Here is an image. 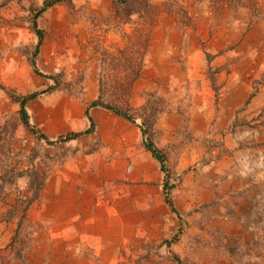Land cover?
<instances>
[{
	"label": "crops",
	"instance_id": "0c3cea01",
	"mask_svg": "<svg viewBox=\"0 0 264 264\" xmlns=\"http://www.w3.org/2000/svg\"><path fill=\"white\" fill-rule=\"evenodd\" d=\"M256 2L262 5V0ZM58 12H68L65 4L46 12L49 36L42 40L36 58L40 75L30 64V54L20 51V46L29 47L30 41L10 38L9 47L0 45V84L20 96L53 88L26 105L31 126L53 144L44 140L35 143L34 135L20 119V104L0 89V129L11 119L17 122L13 156L26 146L23 139H31L44 149H65L63 157L50 160L40 198L26 210L33 241L16 258L13 245L23 209L20 199L27 198L25 193L29 191L24 178L11 184L1 180L0 172V253L12 255L0 264H31L32 260L41 264L47 261L51 249L55 254V245H63L65 264H118L137 249L141 239L168 241L170 245L167 253L171 259L162 257L151 264H178L176 258L184 264H264L263 249L258 244L261 235L251 228H244L242 237L230 233L232 224L242 232V225L253 223L255 203L244 198L224 199L231 185H218V175L231 177L243 159L232 153L218 156L208 145L226 133L239 112L256 117L264 110V85L251 98L254 90L249 82L261 78L264 64L256 70H245L251 49L264 43V21L256 20L237 34L234 74L224 72L233 55L226 51L225 44L218 45L222 28L227 25L213 27L210 36L206 10L191 7L189 15L196 20L191 34L208 41L205 51L212 55L211 62L201 50V40H187L188 34L177 27H158L152 34L142 76L133 85L129 104L140 109L145 104L144 95L155 93L173 105L157 119L154 143L167 156L170 178L183 175L182 185L170 191L174 212L166 202L167 175L146 149L139 121L132 123L105 108L90 107L100 95V84L92 61L85 63L92 58L88 39L77 37L74 33L79 26L63 22ZM234 28L238 30L239 24ZM31 42L34 44L35 39ZM184 53L187 60L180 62L177 56ZM210 66L216 70L221 87L217 104L213 99L216 94L204 79ZM83 73V91L66 90ZM185 95L194 96L199 103L184 104ZM92 124L93 132L86 134ZM74 134L83 135L65 140ZM254 138L258 139L257 133ZM225 140H229L227 134ZM28 155H22V159ZM199 163L202 168L191 176L190 167ZM20 164V168H29L28 162ZM244 209H248L246 216L241 214ZM175 235H208L209 244L197 247L194 242L193 247L184 248L182 242L188 243V238L181 240L178 236L177 242ZM45 236L47 243L53 242L51 248L41 241ZM233 237L240 243L225 245ZM186 257L193 258L185 263Z\"/></svg>",
	"mask_w": 264,
	"mask_h": 264
},
{
	"label": "rangeland",
	"instance_id": "374dc122",
	"mask_svg": "<svg viewBox=\"0 0 264 264\" xmlns=\"http://www.w3.org/2000/svg\"><path fill=\"white\" fill-rule=\"evenodd\" d=\"M46 0H4L0 3V45L3 47L7 44L10 38H21V41H30L31 50L27 45L20 46V51L24 54H30V57H34L37 49H40V40L33 30V23L36 21L39 29L44 31L45 37L49 34L46 30V26H49L48 14L45 11L39 18L36 19V15L39 14L44 7ZM68 12H58L63 22H69L76 26H79V30L74 33L77 37L87 42V46L90 49L91 56L85 63L88 65L92 61L91 66L96 67V76L100 84V91L102 92L103 100L110 105H118V94L121 91V85H125L128 79L132 76L131 66H138L141 63L143 56V41L149 37L152 38V34L156 28L165 29L177 27L183 34L187 35L186 39L201 40V50L205 52L208 41L205 43L202 39H196V36H192L191 32L195 29L196 20L189 15V9L191 7L206 10L210 15V36L214 34L213 27L218 25H227L226 28H222V32L219 36L220 42L218 45L225 44L227 46L226 51H230L233 55L231 65L224 67L227 73L234 74L237 72L234 69L236 59L235 55L238 52H234L235 44L237 42V34L243 33L249 25H252L256 20L264 21V0L260 6L256 0H130L129 3L118 4L111 0H73V6L65 4ZM149 6H152L149 8ZM133 13V14H132ZM131 15V16H130ZM156 21V25L152 31H149V25ZM206 23H209L207 21ZM236 30L234 25H238ZM45 26V27H44ZM207 26V25H205ZM216 31V30H215ZM32 39H35V43L32 44ZM140 44V45H139ZM31 51V53H30ZM248 54V53H247ZM212 56V55H211ZM248 69L256 70L259 64H264V43L256 48H252L250 54H248ZM180 62L187 60V53L177 56ZM30 58V59H32ZM207 58V56H206ZM208 60V59H207ZM183 64V63H182ZM86 65V66H87ZM214 69V68H213ZM85 73V72H84ZM84 73L66 87L71 93H81L83 91V79ZM216 70H206L204 79L207 86L214 91L213 84L215 82L217 91H214V104L219 102V90L221 87L218 84V77L216 76ZM214 82H212V80ZM199 82H201L199 80ZM237 82V81H236ZM250 87L256 92V80L250 79ZM58 84V83H57ZM59 86V85H58ZM256 90V91H255ZM253 92V93H254ZM157 98H150L148 108L144 111L138 112L137 120L140 126L143 124L144 119L153 121L154 118L159 115L158 109L171 110L173 105L164 97L156 94ZM253 96H251L252 98ZM144 100L145 95H144ZM249 102V101H248ZM184 104L199 103L192 95H185ZM151 107H155L156 110L152 111ZM246 111V110H245ZM239 112L236 116L234 124L228 129L226 133L219 135L216 140H211L208 144L218 152V156L224 154H230L239 156L242 158V164L240 168L242 174L238 172L230 176L218 175V185H231L230 190H227V200H239L244 198L247 201L255 203L253 208L254 218L253 223L248 225H242L243 231L236 230L238 227L232 224L230 233L232 235H245L244 231L247 228H251L256 232L259 237V247L263 249L264 254V110L253 117L249 112ZM241 113V114H240ZM158 117V116H157ZM15 125L17 122L13 119L8 122L7 130L0 133V172L1 176H11L13 172L14 176L18 178L20 172H25L24 179L27 181V189L29 194L25 193L27 198L20 199L23 207L21 212V221L19 224V231L17 235H14V253L13 257L21 256L24 251L32 244V224L28 223L27 219V206L29 201L33 199L34 195L38 191L40 184L45 180L49 169L51 167L50 160L56 159V157H63L65 153L63 147H53L44 149L43 146L37 147L35 143L40 139L34 136L36 141L34 144L31 139H23L26 146L20 150L18 156L11 155L13 150V143L15 141ZM263 128V129H260ZM258 136L254 138V136ZM259 133V134H258ZM185 134L188 136L186 130ZM227 134L229 140H225ZM154 141V136L152 137ZM31 141V142H30ZM207 141V140H206ZM33 144V145H32ZM227 147V148H226ZM229 147V148H228ZM229 149V150H228ZM231 150V151H230ZM27 159H22V155ZM40 158V159H39ZM22 162L29 163V168H20ZM25 162V163H24ZM198 165V166H197ZM198 167V168H197ZM199 168H202L201 163L193 164L189 171L190 175L196 172ZM30 171V172H28ZM37 171L39 175L33 173ZM188 174V173H186ZM15 178V179H16ZM194 179L192 178V182ZM183 175L174 176L170 180V184L173 187L182 185ZM246 186L245 188H243ZM171 188V190H172ZM224 189V188H223ZM170 190V191H171ZM169 191V194H170ZM246 210H242L241 214L246 216ZM15 212V211H14ZM245 228V229H244ZM191 233L192 232H188ZM248 235H252V232ZM44 236V235H43ZM182 240L188 238L182 242L184 248L193 247L194 242L197 247L208 246V235H175ZM173 238V239H174ZM41 241L45 242L47 246L52 247L53 242L47 243L48 237H42ZM250 238H247L249 241ZM231 243H226L228 247L232 246V243H240L233 237ZM168 242V241H166ZM165 241H150L149 239H141L138 241L137 249L131 250L129 256L118 264H151L157 261L159 258L171 256L167 253L168 243ZM179 242V240L177 241ZM140 243H143L140 246ZM249 243V242H248ZM246 245V244H245ZM63 245H55L53 253L52 249L47 256V261H43L41 264H65L63 256ZM12 255H4L0 253V261L6 258H11ZM193 257H186L187 260ZM196 259V257H195ZM36 264L35 260L30 262ZM182 264L184 262L181 261Z\"/></svg>",
	"mask_w": 264,
	"mask_h": 264
},
{
	"label": "trees",
	"instance_id": "16d2710c",
	"mask_svg": "<svg viewBox=\"0 0 264 264\" xmlns=\"http://www.w3.org/2000/svg\"><path fill=\"white\" fill-rule=\"evenodd\" d=\"M111 1L116 2L118 4H124V3H129L130 0H111ZM58 4H67L69 6H73V0H46L44 2V7L41 9L39 14L36 15V19L39 18L49 8H51L55 5H58ZM151 7L152 6H149V8H151ZM156 23H157L156 21H153V23L151 25H149V31H152V29L156 25ZM33 30L40 40L39 44H41L42 40L45 37V33H44V31L39 29L36 21L33 23ZM149 42H150L149 37H147L143 41V53L144 54L141 58V63L136 67L131 66V65L129 67V70H131V72H132V76L128 79V81L125 83V85H121V91H119L118 98H117L118 101L120 102V104L110 105V104L105 103V101L103 100L104 98L102 96V92L100 91V95H99L98 99L96 101H94L90 105V107L105 108V109L115 113L116 115L128 120L129 122L136 123L137 118H138V112L143 111V110L145 111L148 108L150 98H157L158 97L155 93H146L145 94L146 102H145L144 106L140 109H134L129 104V99H130V96L132 94L133 85L142 76V72L144 69L145 57H146V54H147L148 49H149ZM205 54L207 56L208 61L211 62L213 57L211 55H209L208 53H205ZM37 56H38V49H37V52L34 55V57L32 59H30V64H31L34 72L40 75L38 68H37V62H36ZM209 70L211 72V70H212L211 66L209 67ZM50 78L54 79V77H50ZM212 82H214V81L212 80ZM256 84H257L256 89L259 86L264 85V73L262 74L260 79L256 80ZM213 88H214V91L218 90L216 88L215 82L213 84ZM0 89L3 90L14 102L20 104L19 114H20V119L22 121V124H24V126L35 137H37L40 140H44V141L48 142L46 137L43 134H41L40 131H38L36 128L31 126L29 115H28V112L26 110V105L30 100L37 98L41 94L52 91L53 88H50V89L42 91V92H36V93L30 94L28 96H20L17 94L16 91H14L12 89H7L2 84H0ZM254 93L252 94V96L254 95ZM151 109H152V111L156 110L155 107H151ZM166 111H167L166 109H158L157 112L159 115H157L158 117L156 116L153 121H149L148 119H144L143 124L141 125V129H142L143 136L145 138L144 144H145L146 149L152 153L154 158L160 163L162 171L165 172L167 175V180H166V183L164 185L165 194H166V202L170 205V207L175 212V208H174L173 202H172V200L170 198V194H169V191L171 190L172 186L170 184L171 178H170V172H169L168 165H167V162H168L167 156L156 146V144L154 143V141L152 139V137L154 136L155 123H156L157 119L159 118V116ZM90 120H91V118H90ZM7 127H8V124L4 128L0 129V133L7 130ZM16 128H17V125H15L14 130H16ZM93 130H94V125L92 124L91 129L86 134H90L91 132H93ZM81 135H83V134L70 135V136L66 137L65 140H67V141L73 140V139L80 137ZM48 144H53V143L48 142ZM11 153H12L11 155H13L12 151H11ZM28 172H30V171H28ZM13 174L14 173L12 172L11 176H8V177L1 176V180L4 182H9V183L13 184L14 181L17 179ZM33 174L39 175L40 173L35 171ZM25 176H26L25 172H20L18 175V178H24ZM45 180H46V177H45ZM45 180L40 184V187H39L38 191L36 192V195H34L33 199H31L29 201L28 206H30L32 203H34L36 200H38L40 198V194L42 192ZM28 206H27V208H28ZM176 261L178 262V264H182L181 261L177 258H176Z\"/></svg>",
	"mask_w": 264,
	"mask_h": 264
},
{
	"label": "built area",
	"instance_id": "2783aa9c",
	"mask_svg": "<svg viewBox=\"0 0 264 264\" xmlns=\"http://www.w3.org/2000/svg\"><path fill=\"white\" fill-rule=\"evenodd\" d=\"M198 166V165H197Z\"/></svg>",
	"mask_w": 264,
	"mask_h": 264
}]
</instances>
